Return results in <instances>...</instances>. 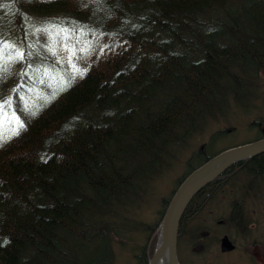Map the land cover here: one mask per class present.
I'll list each match as a JSON object with an SVG mask.
<instances>
[{"label":"trees","instance_id":"obj_1","mask_svg":"<svg viewBox=\"0 0 264 264\" xmlns=\"http://www.w3.org/2000/svg\"><path fill=\"white\" fill-rule=\"evenodd\" d=\"M261 73L264 0H0V264H109L173 147L231 104L259 106ZM263 118L251 122L257 138ZM217 133L144 224L152 241L138 264L177 186L219 152ZM230 189L225 219L245 230L264 152L197 193L179 240L204 243L210 225L191 222Z\"/></svg>","mask_w":264,"mask_h":264},{"label":"rangeland","instance_id":"obj_2","mask_svg":"<svg viewBox=\"0 0 264 264\" xmlns=\"http://www.w3.org/2000/svg\"><path fill=\"white\" fill-rule=\"evenodd\" d=\"M260 103L254 110H246L234 104L229 106L227 117L222 116L211 122L201 133L189 136L183 145L174 146L176 157L171 158L173 165L164 169L146 188L143 201L129 212L126 228L119 229L112 240L114 249L113 261L109 264H138V255L143 252L144 245L149 247L152 240L148 238V230L144 224L155 223L160 217L163 199L168 197L177 185L180 177L188 169V159L194 151L203 146L214 132L217 138L210 146V150L225 149L228 146L246 142L257 138L258 128L252 125V119L264 116V73L260 74ZM264 127V118L261 121ZM194 158L192 161H196ZM229 191V192H228ZM238 196L232 189L218 193L214 200L200 214L191 225H210L208 239L200 244L193 243L188 238H181L178 242V256L181 264H264V192L260 196L248 197V225L245 230L227 224L225 216L229 213V204ZM223 217L217 222V217ZM129 227V229H128ZM228 233L236 243L231 251H222L220 239ZM157 243V241H156ZM93 255L96 252L93 251ZM147 248L145 250V264H149Z\"/></svg>","mask_w":264,"mask_h":264},{"label":"water","instance_id":"obj_3","mask_svg":"<svg viewBox=\"0 0 264 264\" xmlns=\"http://www.w3.org/2000/svg\"><path fill=\"white\" fill-rule=\"evenodd\" d=\"M264 152V136L228 146L209 157L190 171L177 186L171 196L159 224L157 243L149 264H157L166 259V264H181L178 257V241L183 215L197 193L214 181L229 167L237 162ZM236 247L228 233L220 239L222 251H231Z\"/></svg>","mask_w":264,"mask_h":264},{"label":"bare ground","instance_id":"obj_4","mask_svg":"<svg viewBox=\"0 0 264 264\" xmlns=\"http://www.w3.org/2000/svg\"><path fill=\"white\" fill-rule=\"evenodd\" d=\"M223 150V149H222ZM246 160V159H245ZM244 161V160H243ZM185 179V178H184ZM183 179V180H184ZM157 264H166V259L162 258L159 260V262Z\"/></svg>","mask_w":264,"mask_h":264},{"label":"snow or ice","instance_id":"obj_5","mask_svg":"<svg viewBox=\"0 0 264 264\" xmlns=\"http://www.w3.org/2000/svg\"><path fill=\"white\" fill-rule=\"evenodd\" d=\"M18 56H22V54H19V53H18Z\"/></svg>","mask_w":264,"mask_h":264}]
</instances>
